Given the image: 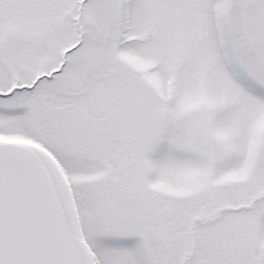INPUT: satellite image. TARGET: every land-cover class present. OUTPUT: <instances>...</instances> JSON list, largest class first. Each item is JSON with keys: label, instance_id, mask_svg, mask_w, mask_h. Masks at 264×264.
Here are the masks:
<instances>
[{"label": "snow or ice", "instance_id": "snow-or-ice-1", "mask_svg": "<svg viewBox=\"0 0 264 264\" xmlns=\"http://www.w3.org/2000/svg\"><path fill=\"white\" fill-rule=\"evenodd\" d=\"M0 264H264V0H0Z\"/></svg>", "mask_w": 264, "mask_h": 264}]
</instances>
